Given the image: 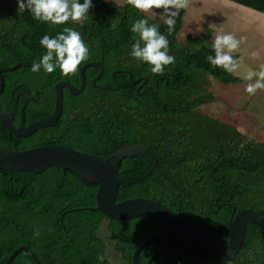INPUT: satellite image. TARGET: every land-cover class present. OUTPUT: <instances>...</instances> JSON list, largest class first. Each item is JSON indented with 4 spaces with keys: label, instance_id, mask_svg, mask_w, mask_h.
I'll use <instances>...</instances> for the list:
<instances>
[{
    "label": "trees",
    "instance_id": "1",
    "mask_svg": "<svg viewBox=\"0 0 264 264\" xmlns=\"http://www.w3.org/2000/svg\"><path fill=\"white\" fill-rule=\"evenodd\" d=\"M230 1L264 13V0ZM79 2L83 4L84 0ZM71 3L72 0H69V5ZM92 4L93 7L90 8L83 25L76 29L71 19L61 25L42 23L33 19L28 9L18 13V0H0V67L11 66L17 61L21 63L12 70L1 72L3 89L0 93V110L7 112L17 105L12 116L14 125L20 124L21 116L24 117L26 125L34 119H41L45 113H50L48 104V110L34 115L35 112L41 111V105L31 101L21 110L22 97L15 101V94L19 89H25L30 93L36 91L35 100L45 96L50 101V86L56 81L67 79L78 85V71L69 77H63L59 69L50 74L43 69L37 73L31 71L33 62H39L46 52L40 44L41 38L44 35L55 37L63 32L65 27L78 31L89 49V58L84 62L93 59L103 60L104 70L98 80L102 84H112L109 73L114 67L131 69L133 76L140 73L160 76L151 72L150 65L131 56L132 45L139 36L130 29L138 19H147L149 24L158 26L160 33L169 40V55L175 57V62L165 67L166 73L170 76L168 81L170 88H166L164 81L159 80L157 83L160 90L164 88L173 91L182 89L197 91L202 96L201 100L209 101L211 95L205 93L203 87L207 74L224 83L239 79L238 76L221 68H213L207 61L209 55H215L212 49L213 40L209 37L211 29H207L202 37H188L182 42L177 40L182 10L176 19L175 30L169 34L164 20L147 17L145 13L138 12L129 5L127 0L121 5L110 0H92ZM141 46L143 47L142 41ZM232 55L234 59L237 57L236 54ZM113 62L117 63L116 66ZM98 70L93 65L86 67L84 77L87 85L83 92L73 95L66 89L63 90V105L81 102L96 92L97 97L102 100V106H109L112 109L138 104L134 100V87L125 73L116 74V81L120 85L117 90H100L90 86L88 81ZM172 77H175V80H172ZM178 80H183L182 85L175 86ZM152 84L154 86L153 81ZM82 121L80 117L70 122L60 119L57 127H51V135L48 126L27 136L10 133L0 121V147L23 150L57 144L100 156L109 154L112 147L100 152L92 141H89L87 148L80 146L76 135L81 132ZM207 125L199 121L195 129L200 154H207L210 148L212 129ZM247 146L252 152V157H248L247 160L246 179L248 185L257 187L262 197L259 210L264 215V140L257 146L256 152L254 144L248 143ZM207 161L205 159V162ZM126 181L128 180H119L117 201L143 195L135 187L128 186ZM96 188V183L81 179L73 169L50 167L40 173L0 169V264H3L9 254L22 244L29 245L34 256L29 250L22 248L8 264H36L35 258L39 264H133L131 261L133 248L144 237L169 227L167 222L155 215L130 219H117L107 215L96 208ZM103 223L108 234L107 240L98 234ZM245 234L246 243L259 236L264 245V228L260 225L248 223ZM114 241L123 248L121 250L126 262L118 257L119 253L115 256L116 260L109 254L111 249L114 251L112 247ZM146 247L147 245L137 255L141 262L146 259Z\"/></svg>",
    "mask_w": 264,
    "mask_h": 264
},
{
    "label": "flooded vegetation",
    "instance_id": "2",
    "mask_svg": "<svg viewBox=\"0 0 264 264\" xmlns=\"http://www.w3.org/2000/svg\"><path fill=\"white\" fill-rule=\"evenodd\" d=\"M11 38L13 39V35ZM116 64L113 62V65ZM115 70H129L130 79L128 73L113 72ZM118 73H125L134 87V100L138 103L136 106L127 105L116 109L102 106V100L97 97L98 92L81 102H73V105L65 106L63 90L66 88H62V109L56 123L50 125V135L51 127H57L60 119L70 122L77 117L82 118L81 132L76 135L80 146L87 148L89 141H92L100 152L112 147L107 155L119 148H126L125 154L111 156L109 160L115 172L119 174L116 173L119 180H128L126 181L128 186L135 187L139 193L145 195L135 197L157 200L182 218L202 228L219 242L228 243L230 221L239 211L253 209L261 213L259 208L262 197L257 187L248 185L246 179L247 160L248 157H252L247 145L254 144L256 148L254 152H256L257 146L263 141L256 140L257 131L260 130V127L257 128L259 124L256 120L255 123L249 121L253 126L249 127L250 131L247 132V127L243 128L238 120L244 118L242 112L245 114L243 104V97H246L245 89L234 103L227 101L225 92L215 93L214 90L216 87L239 85L244 80L239 78L224 83L207 74L203 87L205 93L211 95L209 101L201 100L202 96L197 91L188 89L173 91L164 88L160 90L157 83L159 80L164 81L166 88H170L168 85L170 76L166 71L158 77L148 73L133 76L131 69L114 67L109 73L112 84L99 83V78L95 82L114 86ZM95 75L88 81L93 88L96 87L92 85L91 80ZM137 78L140 79L136 82L131 81ZM61 80L67 79L58 81ZM172 80H175V77H172ZM182 81L178 80L175 86L182 85ZM55 83L50 86V101L45 96L35 100L37 92L30 93L27 90L28 98L24 94H15V101L22 97L21 110L30 101L41 105V111L35 112L34 115L48 110L47 106L50 104V113H45L42 118L51 115L54 110ZM86 85L85 79L84 88ZM214 104L220 106L213 109ZM229 115L234 116L232 121L229 120ZM199 121L208 124L207 127L212 129L207 154H200L197 146L195 129ZM21 122L24 123L22 116ZM205 159L208 161L205 162ZM248 223L254 222L247 221L246 226ZM169 228L170 225L167 229ZM112 247L116 253H119L118 257L126 262L123 248L119 247L116 241L112 243ZM263 248L259 236L246 243L244 233L234 255L225 259L215 254L200 240L176 232L148 243L145 249L146 259L143 262L138 258L137 260L144 264L153 254L164 251L154 256L150 264H262Z\"/></svg>",
    "mask_w": 264,
    "mask_h": 264
},
{
    "label": "water",
    "instance_id": "3",
    "mask_svg": "<svg viewBox=\"0 0 264 264\" xmlns=\"http://www.w3.org/2000/svg\"><path fill=\"white\" fill-rule=\"evenodd\" d=\"M19 65L20 62L17 61L11 66L0 67V93L3 89L1 72L12 70ZM90 65H95L99 68L97 74L91 80L94 87L111 90L119 88V84L117 82H115L116 84L114 86L97 84L95 80L103 73L102 60L87 61L84 62L78 69L80 81L78 86L72 85L67 80H61L55 83V102L54 110L51 115L42 119L33 120L26 125L23 122L18 125H14L12 120V116L16 111V106H14L7 112L0 110L1 123L10 133L16 136H27L38 129L46 128L55 124L62 109V88H66L72 94L80 93L85 86L84 69ZM118 71L128 73V77L130 79L131 74L129 70H115L113 72ZM139 79L140 78H137L136 80L131 81L136 82ZM19 94H24L27 98L29 97L26 90H18L16 95ZM124 149L126 148L122 147L114 150L110 155L100 156L97 154L83 152L69 146L57 144L40 145L23 150H12L0 147V169L28 171L33 173L43 172L50 167H58L63 170L73 169L81 179H86L92 183H96V208L105 212L107 215L117 219H130L144 215H155L167 222L170 225L169 229L143 238L134 247L131 254V261L133 264H141L137 260V254L145 245L153 240L176 232H182L200 240L218 256L229 259L234 255L241 244L247 221L254 222L264 228V215L262 213L253 209H243L239 211L230 221L228 229V243H221L212 235L205 232L202 228H199L193 223L182 218L170 207L157 200L143 197H131L117 201L116 194L119 179L109 159L111 156L125 154ZM22 248L29 250L31 255L34 256V253L30 250L29 245L22 244L16 247L9 254L3 264H8L16 252ZM162 252L164 251L153 254L144 264H150L152 258ZM35 262L36 264H39V261L36 258Z\"/></svg>",
    "mask_w": 264,
    "mask_h": 264
},
{
    "label": "clouds",
    "instance_id": "4",
    "mask_svg": "<svg viewBox=\"0 0 264 264\" xmlns=\"http://www.w3.org/2000/svg\"><path fill=\"white\" fill-rule=\"evenodd\" d=\"M127 3L138 12L149 13L153 9H163L167 32L171 34L175 30L176 19L181 9L188 7V0H127ZM92 0H18V13L28 9L33 19L52 25L66 24L70 19L74 23L83 25ZM131 32L138 34L139 39L132 45L131 56L137 61H143L151 66V72L163 75L165 67L175 62V57L169 55V40L161 34L158 26L149 24L147 19H138L131 25ZM217 34L212 43L215 55H209L207 61L213 68H221L228 73H236L240 65L233 58L240 46L242 39H237L231 33ZM143 42V47L141 46ZM41 46L46 49L39 62H33L31 71L37 73L43 69L46 73H53L59 69L63 77H69L78 71L79 65L89 58V49L85 45L80 33L74 28L65 27L63 32L55 37L44 35L40 40ZM256 57L258 53L251 54ZM255 77V82L253 78ZM246 84L245 91L249 96L256 95L258 90H264V65L259 71L249 69L242 77ZM101 259L103 257H100Z\"/></svg>",
    "mask_w": 264,
    "mask_h": 264
},
{
    "label": "rangeland",
    "instance_id": "5",
    "mask_svg": "<svg viewBox=\"0 0 264 264\" xmlns=\"http://www.w3.org/2000/svg\"><path fill=\"white\" fill-rule=\"evenodd\" d=\"M110 1L121 5L126 0ZM26 2L27 0H25ZM181 10L183 11L181 26L176 34L179 42L184 41L188 37H202L207 29H211L209 37L214 41L217 34H222L219 32L222 30L224 33L233 34L237 39L243 38L239 48L232 53L237 55L235 60L240 65L237 72L232 73L233 75L241 79L249 69L259 71L260 66L264 65V13L230 0H188V7ZM145 15L158 20L167 18L163 9H153L151 12L145 13ZM73 25L76 29L81 26L79 23L74 22ZM253 52L258 53V55L253 57L251 55ZM252 82H255V77ZM247 83L248 81L244 80L239 85H227L223 88L216 87L214 90L215 93L225 92L227 101L234 103L237 102ZM213 84L215 85V82ZM245 96L243 97L245 114L241 113L244 118L241 117L238 120L242 123L243 128L247 127V132L250 131L249 127L253 126L249 124V121L255 123L256 120V123L258 122L260 125L257 127H260V130L257 131L256 140H264V90H258L254 96H249L245 91ZM219 106V104H214L212 107L214 109ZM228 117L231 121L234 118L233 115ZM98 234L107 240L108 234L104 223L100 227ZM114 252L111 249L109 254L116 260L115 256H117V253L114 254Z\"/></svg>",
    "mask_w": 264,
    "mask_h": 264
}]
</instances>
